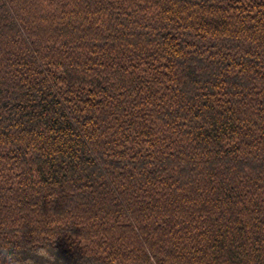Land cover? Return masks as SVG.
I'll return each mask as SVG.
<instances>
[{
    "label": "trees",
    "instance_id": "16d2710c",
    "mask_svg": "<svg viewBox=\"0 0 264 264\" xmlns=\"http://www.w3.org/2000/svg\"><path fill=\"white\" fill-rule=\"evenodd\" d=\"M0 264H264V0H0Z\"/></svg>",
    "mask_w": 264,
    "mask_h": 264
}]
</instances>
